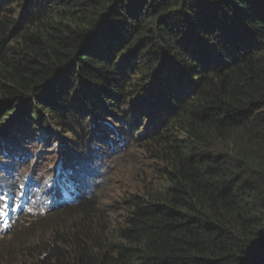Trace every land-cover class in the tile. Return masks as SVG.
<instances>
[{
  "label": "trees",
  "instance_id": "1",
  "mask_svg": "<svg viewBox=\"0 0 264 264\" xmlns=\"http://www.w3.org/2000/svg\"><path fill=\"white\" fill-rule=\"evenodd\" d=\"M39 169L0 264H264V0H0V187Z\"/></svg>",
  "mask_w": 264,
  "mask_h": 264
},
{
  "label": "clouds",
  "instance_id": "2",
  "mask_svg": "<svg viewBox=\"0 0 264 264\" xmlns=\"http://www.w3.org/2000/svg\"><path fill=\"white\" fill-rule=\"evenodd\" d=\"M39 170L41 177L26 173L22 180L16 178L15 183L0 187V239L10 237L14 227L27 224L25 219L33 220L47 214L52 204L54 180L46 169Z\"/></svg>",
  "mask_w": 264,
  "mask_h": 264
},
{
  "label": "rangeland",
  "instance_id": "3",
  "mask_svg": "<svg viewBox=\"0 0 264 264\" xmlns=\"http://www.w3.org/2000/svg\"><path fill=\"white\" fill-rule=\"evenodd\" d=\"M116 113H119L118 109L116 110ZM151 119H148V121ZM153 124V125H152ZM156 127V124L153 122L149 124V129L154 130ZM54 137L52 139H58L59 136H64L65 139H63V142H66V140H75L77 141V137L66 133L63 131L62 127L57 126H51V129ZM54 130L58 131V133H55ZM35 132L34 138L37 140V137L40 135L39 130H32ZM141 135L137 136L135 139L139 140ZM49 141V138L47 141L39 140V145L31 144L36 148V152L43 149L46 153V159H54L56 156L59 155V147H63V143H60L58 145H53L54 142ZM24 148V147H23ZM136 149V147H132L129 152H132ZM44 153V154H45ZM136 155L134 157L123 159L122 161L114 159L111 161V165L106 166L104 170H110V174H113L114 170L116 169V172L114 173V176L112 178V183L109 184V186L105 189L103 195L105 196H114L118 193L116 188L118 186L122 188V190L125 191H133L135 187L140 182L139 176L141 175L140 172L142 169H144L146 172L151 173L152 167L156 164V161L153 159H142L139 157L141 155L140 149H138L135 153ZM32 162V161H31ZM20 183V182H18ZM105 200H107L105 198ZM2 239V238H1ZM0 239V240H1Z\"/></svg>",
  "mask_w": 264,
  "mask_h": 264
}]
</instances>
